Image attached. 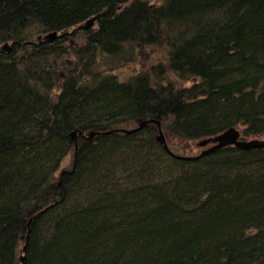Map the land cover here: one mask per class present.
<instances>
[{
	"label": "trees",
	"instance_id": "obj_1",
	"mask_svg": "<svg viewBox=\"0 0 264 264\" xmlns=\"http://www.w3.org/2000/svg\"><path fill=\"white\" fill-rule=\"evenodd\" d=\"M146 118L264 135V0H0V264H264V147Z\"/></svg>",
	"mask_w": 264,
	"mask_h": 264
},
{
	"label": "water",
	"instance_id": "obj_2",
	"mask_svg": "<svg viewBox=\"0 0 264 264\" xmlns=\"http://www.w3.org/2000/svg\"><path fill=\"white\" fill-rule=\"evenodd\" d=\"M56 35H57L56 31H52V32L46 34L44 37L51 39V38H54ZM4 50H6V51L9 50L7 42L4 43ZM152 121L156 122V124H157V131H158L157 139L162 144L163 148L169 154H171L172 156H174L176 158L195 159V158H198L204 154L216 151L219 148L226 146V145H229V144L235 145L236 147L243 148V149L264 147V137H261V138L260 137L242 138L240 130L238 128H236L235 126H230V127L224 129L223 131H221V132H219L213 136H209V137L202 138V139L198 140L197 143L201 147V149L198 153H195V154H181V153H175L174 151H172L167 144L166 137H165L164 132L162 131L161 124H160L159 120H155L152 118H146V119L140 120L137 123V125L132 127V128H115V130H120V131H124V132L129 133V132H133V131L140 129L145 124H147L148 122H152ZM76 132H77L76 130H73L71 132V135L73 138L76 137ZM79 132H81V131H79ZM95 132H96L95 130H92V131H90L84 135L85 136H91ZM208 143H211V144L207 145ZM74 165H73V168H71V170H66V169L61 170L59 183H61L63 181L62 174L65 171L71 172L74 169ZM27 237H28V235H27ZM27 237H26V240H27ZM22 249L25 253L26 243L24 244ZM20 259L22 262H25L26 261V254H22L20 256Z\"/></svg>",
	"mask_w": 264,
	"mask_h": 264
},
{
	"label": "rangeland",
	"instance_id": "obj_3",
	"mask_svg": "<svg viewBox=\"0 0 264 264\" xmlns=\"http://www.w3.org/2000/svg\"><path fill=\"white\" fill-rule=\"evenodd\" d=\"M151 2H157L160 0H150ZM4 49V48H3ZM147 57L140 59V57L136 58L134 61L128 62L120 67L114 68L111 70L112 73H115L119 79H127L130 75L140 71L141 69H145L148 64L152 62H156L164 58L163 52L161 48L157 46H152L147 48L146 50ZM184 83H190L184 82ZM254 136H247V138H252ZM257 137H264V135H260ZM201 147L197 145L196 141H190L185 148L180 150V153L184 154H195L200 151ZM70 156L68 155L64 161L62 162V167H67L69 165Z\"/></svg>",
	"mask_w": 264,
	"mask_h": 264
},
{
	"label": "bare ground",
	"instance_id": "obj_4",
	"mask_svg": "<svg viewBox=\"0 0 264 264\" xmlns=\"http://www.w3.org/2000/svg\"><path fill=\"white\" fill-rule=\"evenodd\" d=\"M142 129V128H141ZM159 141V140H158ZM209 144H211V143H208L207 145H209Z\"/></svg>",
	"mask_w": 264,
	"mask_h": 264
}]
</instances>
